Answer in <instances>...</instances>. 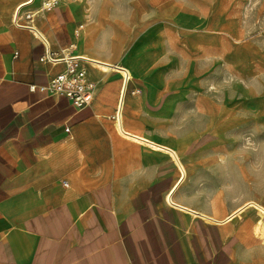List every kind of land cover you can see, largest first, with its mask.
<instances>
[{
  "label": "crops",
  "instance_id": "obj_1",
  "mask_svg": "<svg viewBox=\"0 0 264 264\" xmlns=\"http://www.w3.org/2000/svg\"><path fill=\"white\" fill-rule=\"evenodd\" d=\"M44 1L0 0V264H264L245 161L216 143L230 41L214 18L134 22L95 2ZM16 10L35 14L47 44L13 24ZM47 50L86 71L87 104L30 90L66 67L41 60ZM90 60L132 78L122 90L119 69Z\"/></svg>",
  "mask_w": 264,
  "mask_h": 264
},
{
  "label": "rangeland",
  "instance_id": "obj_2",
  "mask_svg": "<svg viewBox=\"0 0 264 264\" xmlns=\"http://www.w3.org/2000/svg\"><path fill=\"white\" fill-rule=\"evenodd\" d=\"M85 1L130 16L134 22L142 17L169 21L177 12L190 11L214 18L210 28L230 41L228 61H218L228 91L221 96L228 101L224 113L229 124L226 137L216 143L220 153H230L232 160L243 158L246 195L264 205V0Z\"/></svg>",
  "mask_w": 264,
  "mask_h": 264
},
{
  "label": "built area",
  "instance_id": "obj_3",
  "mask_svg": "<svg viewBox=\"0 0 264 264\" xmlns=\"http://www.w3.org/2000/svg\"><path fill=\"white\" fill-rule=\"evenodd\" d=\"M59 1L60 0H45L42 3V9H48ZM34 15L35 14L32 12L22 14L19 10H16L12 18L13 24L17 27H29L36 30V35L43 39L44 44H47V40L44 36L37 29L32 27V19ZM23 20L26 21L24 22ZM41 60L52 63L64 61L66 67L52 77L46 85H30L31 91L38 89L45 93L51 92L54 94L65 95L69 98L71 103L77 107L85 105L91 100L95 84L87 78L86 71L81 68L77 62L70 58L55 57L48 50L41 57ZM127 80L128 78H126V81ZM119 110H121V106H118V112Z\"/></svg>",
  "mask_w": 264,
  "mask_h": 264
},
{
  "label": "bare ground",
  "instance_id": "obj_4",
  "mask_svg": "<svg viewBox=\"0 0 264 264\" xmlns=\"http://www.w3.org/2000/svg\"><path fill=\"white\" fill-rule=\"evenodd\" d=\"M30 2L32 1V0H29ZM16 12V11H15ZM83 56V55H82ZM85 58H87V57H85ZM110 60V59H109ZM91 61V60H90ZM94 65H95V67H97L98 69H100V70H106L107 69V71H108V69H111V68H115V69H119L120 70V73L122 74V76H123V82H122V90L124 89V85H125V80H126V78H128V79H131L132 78V74L131 73H128V69L126 70V69H123V68H121V67H118V68H116V66L115 65H113V66H110L109 64H107V63H104V62H101V61H98V60H94V61H91ZM92 64V65H93ZM119 65V64H118ZM127 67V66H126ZM128 68V67H127ZM113 70V69H112ZM121 96H122V94H121ZM126 97V96H125ZM127 100V99H126ZM120 101V100H119ZM122 103V102H121ZM121 103H119V105L118 106H121ZM123 109V108H122ZM120 121V120H119ZM118 124H119V122H118ZM118 130V129H117ZM120 130V129H119ZM127 130V129H126ZM131 131V130H130ZM121 134V133H120ZM130 134V133H129ZM122 136V135H121ZM133 136V135H132ZM126 138V137H125ZM137 138V137H136ZM143 138V137H142ZM133 140V139H132ZM138 141V140H137ZM142 142H143V140H142ZM155 143V142H154ZM147 145V144H146ZM149 145V144H148ZM171 152V151H170ZM175 152V151H174ZM176 153H178V151L176 152ZM176 155V154H175ZM178 156H179V154H178ZM177 156V157H178ZM175 158V157H174ZM176 160V159H175ZM177 161H180V160H177ZM176 161V162H177ZM178 164V163H177ZM183 165V164H182ZM184 173V172H183ZM187 176V175H186ZM183 177V176H182ZM183 179V178H182ZM174 189V188H173ZM174 191H175V189H174ZM172 195V194H171ZM169 196V195H168ZM167 196V197H168ZM167 197H166V199H167ZM170 198V197H169ZM250 200V199H249ZM169 201H171V200H168L167 199V203L169 202ZM169 204H171V203H169ZM245 204V203H244ZM242 206V205H241ZM247 206H254L257 210H258V212L257 213H259V215H260V218L258 219V221H257V223H256V225H255V227H254V232H255V234H257V235H260V237L262 236V237H264V205L263 204H261L260 202H258V201H250L249 203H247V205L245 206V207H247ZM243 207V206H242ZM242 207H240V208H242ZM244 207V208H245ZM243 208V209H244ZM238 210V209H237ZM234 212V211H233ZM240 212V211H239ZM236 213V212H235ZM238 213V212H237ZM236 213V214H237ZM203 216V215H202ZM230 216V215H229ZM208 217V216H207ZM210 217V216H209ZM259 217V216H258ZM226 218L227 219H230L231 218V216L230 217H227L226 216ZM207 219V218H206ZM205 219V220H206ZM214 219V218H213ZM212 219V220H213ZM224 220V219H223ZM226 221V220H225ZM256 222V221H255ZM215 223H217V222H215Z\"/></svg>",
  "mask_w": 264,
  "mask_h": 264
},
{
  "label": "water",
  "instance_id": "obj_5",
  "mask_svg": "<svg viewBox=\"0 0 264 264\" xmlns=\"http://www.w3.org/2000/svg\"><path fill=\"white\" fill-rule=\"evenodd\" d=\"M124 86H126V80H125V85Z\"/></svg>",
  "mask_w": 264,
  "mask_h": 264
}]
</instances>
